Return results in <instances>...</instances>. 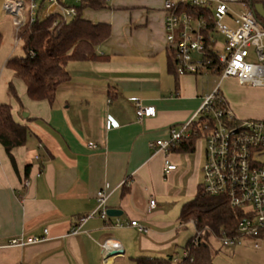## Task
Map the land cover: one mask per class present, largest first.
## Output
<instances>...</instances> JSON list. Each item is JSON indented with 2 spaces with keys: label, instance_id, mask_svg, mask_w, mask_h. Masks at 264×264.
I'll use <instances>...</instances> for the list:
<instances>
[{
  "label": "crops",
  "instance_id": "obj_1",
  "mask_svg": "<svg viewBox=\"0 0 264 264\" xmlns=\"http://www.w3.org/2000/svg\"><path fill=\"white\" fill-rule=\"evenodd\" d=\"M84 18L108 24L111 35L97 48L98 59L67 64L70 80L53 103L28 97L24 81L6 68L13 54L0 65V105L9 104L14 120L31 131L26 145L13 149L14 162L0 144V246L48 231L44 242L0 248V264L180 258L196 235L194 223L180 216L204 182V139L191 153L156 152L150 144L169 140L172 130L186 125L218 82L211 88L201 84L203 74L170 71L164 0H111L104 9H86ZM132 99L154 107L155 116L140 119ZM228 104L239 120L264 118L262 107L240 117ZM167 159L177 166L169 175ZM106 186L108 210L122 212L109 224L117 218L137 221L146 232L114 228L98 216L82 222L96 210L97 194ZM73 228L79 230L75 235ZM193 229L194 236L188 234ZM107 252L121 256L105 263Z\"/></svg>",
  "mask_w": 264,
  "mask_h": 264
},
{
  "label": "built area",
  "instance_id": "obj_2",
  "mask_svg": "<svg viewBox=\"0 0 264 264\" xmlns=\"http://www.w3.org/2000/svg\"><path fill=\"white\" fill-rule=\"evenodd\" d=\"M111 0H4L3 12L11 16L17 30L37 18L48 20L58 16L50 33L57 36L62 23L77 16V7L91 2L108 3ZM227 2L242 3L245 12L234 19L236 28L228 29L221 22L231 16ZM217 3L215 12L213 4ZM185 6L210 9L211 16L192 15L183 10ZM165 31L169 49L176 52L177 74H213L220 78L214 91L203 99L195 116L179 130H172L167 141L150 144L156 152H171L175 144L188 140L197 133L194 125L203 121L200 139L206 142V161L203 167L205 193L222 197L233 209L244 212L245 219L239 224L236 235L222 233L223 248H238L246 241L253 243L254 249H261L264 243V119L239 120L221 92V85L229 78L237 79L243 86L264 87V18L259 17L254 8L243 0H164ZM195 24V26H194ZM225 36L220 44L217 35ZM140 119L152 118L156 110L143 106L139 99L131 100ZM89 148L96 149L90 143ZM177 166L168 159L164 172L169 175ZM128 182H124L127 184ZM108 186L97 194V208L87 218L98 216L114 228L132 227L142 233L146 229L137 221L123 222L116 219L109 224L107 194ZM156 208L151 200L149 209ZM73 228L72 235L78 233ZM44 237L29 239L14 238L0 248L24 247L47 240ZM200 233L192 240L197 243ZM193 259L187 249L180 258L174 257L173 264H191Z\"/></svg>",
  "mask_w": 264,
  "mask_h": 264
},
{
  "label": "trees",
  "instance_id": "obj_3",
  "mask_svg": "<svg viewBox=\"0 0 264 264\" xmlns=\"http://www.w3.org/2000/svg\"><path fill=\"white\" fill-rule=\"evenodd\" d=\"M243 1L252 8L264 6V0ZM105 7L104 2L78 6L77 16L62 23L57 36H52L50 29L58 16L48 20L37 18L34 23H28L21 29L19 40L23 45V55L10 58L6 68L24 81L30 99L53 103L59 87L70 80L66 68L69 62L93 61L99 58L97 48L109 39L111 28L108 24H94L85 20L84 12L88 8L100 10ZM183 10L204 17L212 14L210 9L191 6H185ZM177 67L176 52L169 49V69L177 74ZM9 88L10 93L18 99L14 86L11 84ZM202 124L203 121L197 122L193 129L197 134L188 140L177 142L171 151L193 152L195 142L200 138ZM30 136L29 128L14 120L12 107L9 104L0 105V144L13 162V149L26 145ZM180 219L185 223H194L196 235L200 233L197 243L192 242L195 235L184 248L193 259L191 264H214L218 252L214 250L212 241L215 239L220 241L222 233L236 235L245 215L242 210L231 208L225 198L205 193L202 185L197 195L183 206ZM131 264H173V257L137 258L132 260Z\"/></svg>",
  "mask_w": 264,
  "mask_h": 264
},
{
  "label": "rangeland",
  "instance_id": "obj_4",
  "mask_svg": "<svg viewBox=\"0 0 264 264\" xmlns=\"http://www.w3.org/2000/svg\"><path fill=\"white\" fill-rule=\"evenodd\" d=\"M216 7L217 3H214L212 7L214 12ZM227 7L230 10L231 16L225 17L221 23L228 29L234 30L236 28L234 19L243 14L246 8L242 3L233 2H227ZM20 31L21 29L17 30V28L13 27L11 16L4 12L0 13V65L5 63L12 54L14 57L23 55V45L19 40ZM217 39L220 44L225 42V36L222 34H218ZM200 81L201 84L211 83V88H214L216 83L220 81V78L204 73ZM221 92L240 117L241 112L245 110L254 112L262 107V111L264 112V87H246L241 83L238 84L230 79H226L221 85ZM203 141L205 142V140ZM188 234L194 236L195 229L188 232ZM212 245L214 250L218 252L214 258V264H264V243L261 244L262 248L259 250L253 248L251 241H246L243 246L238 248H223L221 242L215 239L212 241ZM117 264H120V261Z\"/></svg>",
  "mask_w": 264,
  "mask_h": 264
},
{
  "label": "water",
  "instance_id": "obj_5",
  "mask_svg": "<svg viewBox=\"0 0 264 264\" xmlns=\"http://www.w3.org/2000/svg\"><path fill=\"white\" fill-rule=\"evenodd\" d=\"M254 10H255L256 14H257L259 17L264 18V6H263V5H258V6H256V7L254 8ZM24 115H25V117H27L28 114H24ZM107 214H108V216H109L110 218H115V217H119V216H121V215H122V212H120V211H118V210L110 209V210H108ZM113 254H114V252H113V253H110V255H113Z\"/></svg>",
  "mask_w": 264,
  "mask_h": 264
},
{
  "label": "bare ground",
  "instance_id": "obj_6",
  "mask_svg": "<svg viewBox=\"0 0 264 264\" xmlns=\"http://www.w3.org/2000/svg\"><path fill=\"white\" fill-rule=\"evenodd\" d=\"M120 256H121V254L114 253L113 255H110L109 252H107L106 256H105V263H107L110 259H116Z\"/></svg>",
  "mask_w": 264,
  "mask_h": 264
}]
</instances>
